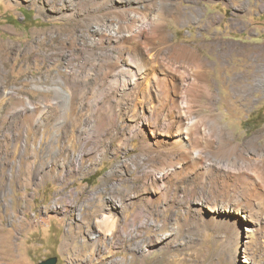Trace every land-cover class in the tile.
<instances>
[{"label":"rangeland","instance_id":"374dc122","mask_svg":"<svg viewBox=\"0 0 264 264\" xmlns=\"http://www.w3.org/2000/svg\"><path fill=\"white\" fill-rule=\"evenodd\" d=\"M177 1L186 8L185 11L190 9L195 13L193 9L199 7L203 16L198 17L195 13L198 20L185 24L179 19L177 22L169 20L164 30L174 34L173 42L200 47L198 44L204 37L205 45L215 46L213 53L208 48L203 50L204 55L213 61L217 60L216 52L228 49L223 40L233 41L236 49L247 44L263 46L264 0H250L249 10L242 11L238 7L248 0ZM72 5L71 0H0V264H37L53 256L57 257V264H264V228L251 238L242 222L223 221L220 214L209 211L200 214L173 202L175 207L172 208L164 202H160L158 208L155 204H148L144 210L155 223L140 226V221L146 219L142 217L136 220V228H128L125 222L133 218L139 206L138 202L130 200L147 186L145 183L150 172L138 165L140 139L122 142L125 132L119 129L118 121L111 122L109 132L96 139L97 153L83 154L78 169L71 158L73 153L81 151L84 144L77 132L75 139L67 141L69 111L66 112L68 123L62 127L57 126L59 119L38 127L35 118L30 117L31 111H27L26 119L17 112L24 99L37 103L42 96H47L48 100H53V91L43 92L34 85H42L44 89L52 86V78L65 76L69 63L81 60L87 64L85 69L88 68V61L81 56L83 45L88 46L93 29L106 28L102 19L107 17L99 7L70 17L68 12ZM210 17L213 24L208 27L206 20ZM236 20L242 21L234 25ZM240 58L235 54V59ZM249 61V57L244 58V63ZM226 73L222 69L218 72L226 83L225 88L220 84L218 90L212 81L213 75L209 77L210 88L222 97L217 100L213 114L225 128L237 133L238 142H243L258 130L264 132V93H256V98L247 104L233 96L229 86L233 72ZM100 94V89L94 90L91 101L103 97ZM231 100L235 102L234 107L230 106ZM104 101L98 102L99 108L112 114L116 110V102L105 98ZM260 143L264 145V136ZM89 144L86 146L90 147ZM27 167L30 169L28 176ZM93 193L96 200L90 199ZM117 196L126 204L123 212L112 207L110 198ZM166 206L168 208L164 212ZM81 208L83 213H95L98 208L117 218L112 240H101L94 248L90 247L87 228L82 225L76 228ZM187 210L190 212L188 215ZM97 225V221L92 219L89 230L96 231ZM121 228L130 231L132 237H120ZM119 237L121 243H116L113 254H108L103 245L108 246L110 241L116 242ZM139 242L141 249H135L133 246ZM144 247L148 250L145 251ZM89 256L91 261H87Z\"/></svg>","mask_w":264,"mask_h":264},{"label":"bare ground","instance_id":"6f19581e","mask_svg":"<svg viewBox=\"0 0 264 264\" xmlns=\"http://www.w3.org/2000/svg\"><path fill=\"white\" fill-rule=\"evenodd\" d=\"M71 2L73 5L68 12L70 17L99 7L105 11L108 18L102 19L106 28H95L91 32V39L86 42L89 47L83 45L81 56L83 60L88 61L89 66L85 69L87 64L81 60L69 63L64 71L65 76L52 78V86L44 89L42 85H34V88L43 92L53 91L54 99L48 100L46 95L37 103L24 99L17 112L26 119L27 111L29 110V113L31 111L30 117L35 118L38 127L46 126L50 120L58 119L57 126L62 127L68 123L66 112L69 111L70 130L68 129L67 141L75 139L77 132L79 140L84 144L81 151L73 153L71 158L78 169L84 153L90 155L97 153L96 139L109 132L111 122L118 121L119 129L125 132L122 135V142L127 143L131 138L140 139L141 153L137 157L138 165L149 170L150 176L145 183L147 186H143L136 196L133 195L134 199L130 200L132 203L138 202L139 206L133 218L125 222L128 228L130 226L136 228V220L142 217L143 220L144 217L146 219L140 221V226L148 222L155 223L153 217L145 212L146 205L155 204L158 208L159 203L164 202L168 207L169 205L175 207L171 203L173 202L180 207L185 206L189 211L194 209L200 214L204 211L220 214L223 221L242 222L247 227L249 237H254L261 228H264V145L260 143L264 132L258 130L243 142H238L237 133L225 128L217 115L213 114L217 100L222 97L210 88L209 77L213 75L212 81L216 84L217 90L220 84L225 88L226 83L218 76V72L221 69L225 73L232 70L233 76L229 86L233 96L249 104L256 98V93H264V44L263 46L247 44L236 49L233 41L222 39L228 44V49L216 52L217 60L213 61L204 55L203 50L208 48L209 52L213 53L215 46L205 45L204 37L202 43L198 44L200 47L189 46L173 42L174 34L164 30L169 20L177 22L179 19L184 24L198 20L195 13L198 17L203 16V11L199 7L193 9L195 12L193 13L190 9L185 11L186 8L177 0H71ZM238 8L241 11L249 10L250 0L244 1ZM241 21L233 22L234 25H239ZM206 23L208 27L213 24L211 17ZM235 54L241 58L235 59ZM247 57L250 61L244 63V58ZM218 64H221V67H217ZM96 89L102 91L103 97L92 102L90 96H93ZM12 94L15 95L14 92ZM104 98L116 102L117 106L114 108L116 110L112 114L99 108L98 102H105ZM223 102L227 101L223 99ZM230 106L234 107L235 102L231 100ZM87 144L90 147H87ZM25 145L26 134L23 142L24 147ZM26 170L28 176L30 169L27 167ZM90 199L96 200L97 197L93 193ZM110 201L112 207L117 210L123 212L126 208L125 202L118 196L111 197ZM168 207L164 208V212ZM82 210L79 209L77 216L80 221L76 228H80V225L87 228L90 247L94 248L101 240L111 239L117 227V218L112 213L106 214L98 208L95 213H83ZM188 210L186 215L190 213ZM92 219L98 223L96 231L89 230ZM119 235L132 237L130 231L127 232L124 228L119 229ZM120 237L116 242L110 241L111 244L108 246L103 245L108 254H113L112 250L116 248V243H121ZM133 247L141 249L142 245L139 242ZM143 249L148 250L145 247ZM88 260L91 261L90 256L87 257Z\"/></svg>","mask_w":264,"mask_h":264},{"label":"water","instance_id":"95a60500","mask_svg":"<svg viewBox=\"0 0 264 264\" xmlns=\"http://www.w3.org/2000/svg\"><path fill=\"white\" fill-rule=\"evenodd\" d=\"M37 264H57V257H49L47 259L39 261Z\"/></svg>","mask_w":264,"mask_h":264}]
</instances>
